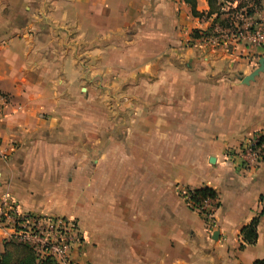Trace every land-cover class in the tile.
Returning a JSON list of instances; mask_svg holds the SVG:
<instances>
[{
  "label": "crops",
  "instance_id": "1",
  "mask_svg": "<svg viewBox=\"0 0 264 264\" xmlns=\"http://www.w3.org/2000/svg\"><path fill=\"white\" fill-rule=\"evenodd\" d=\"M215 18L182 0H0V202L75 220L77 264L264 259V216L240 249L264 146L256 166L237 157L264 135V71L242 83L264 48L219 38ZM203 187L218 194L216 240L184 196Z\"/></svg>",
  "mask_w": 264,
  "mask_h": 264
},
{
  "label": "built area",
  "instance_id": "2",
  "mask_svg": "<svg viewBox=\"0 0 264 264\" xmlns=\"http://www.w3.org/2000/svg\"><path fill=\"white\" fill-rule=\"evenodd\" d=\"M251 0H226L222 7L223 12H233L234 24L231 28L221 30L217 28L219 38L226 41L243 40L252 45L264 48V22H255L252 15L247 13V7L238 9L242 2ZM253 8L252 6H249ZM264 8V0H261ZM259 135L248 139L237 151L241 165L253 166L261 162L260 150L264 146L258 145ZM186 202L193 208L187 192L184 194ZM204 219L209 235L212 237L217 230V221L214 211L208 203L196 209ZM6 218L12 225L14 234L31 242L42 255L51 256L58 264H77L72 255L75 248H79L81 240L75 220L66 218H44L38 216L26 217L19 213L16 202L6 195L0 202V220Z\"/></svg>",
  "mask_w": 264,
  "mask_h": 264
},
{
  "label": "trees",
  "instance_id": "3",
  "mask_svg": "<svg viewBox=\"0 0 264 264\" xmlns=\"http://www.w3.org/2000/svg\"><path fill=\"white\" fill-rule=\"evenodd\" d=\"M191 7L192 15L196 18H211L215 15L216 21L219 20L218 25L223 29L231 28L234 24L233 12H223L222 7L226 0H207L210 11L207 15L199 13L197 11V0H182ZM253 4V8L249 7V4ZM247 7V13L253 15L255 10L261 9V0H251L250 2H242L238 5V9ZM223 15L224 18L220 19ZM216 23V22H215ZM205 35V34H204ZM207 35V34H206ZM194 38H199L201 35L199 32H194ZM258 145H264V135H259ZM187 194L190 196L191 201L197 209L204 203H208L212 207L213 211L219 207L218 194L215 190L209 187H203L195 190H187ZM262 203V211L254 217L249 224L241 229L240 235L243 241L240 249H244L245 246L256 244L258 240V225L260 219L264 216V196L260 197ZM202 215V213H200ZM33 215H26L31 217ZM203 217V216H202ZM207 223V220L204 219ZM0 264H58L51 256L42 255L38 252L36 246L31 242L23 239L17 234H13L10 238L3 241V250L0 252ZM252 264H264V259L255 260Z\"/></svg>",
  "mask_w": 264,
  "mask_h": 264
},
{
  "label": "water",
  "instance_id": "4",
  "mask_svg": "<svg viewBox=\"0 0 264 264\" xmlns=\"http://www.w3.org/2000/svg\"><path fill=\"white\" fill-rule=\"evenodd\" d=\"M264 71V58H261L259 60V68H257L255 71H253L250 75H248L247 77H245L243 79V84L244 85H249L251 81H253L261 72ZM214 159L211 160V163H214ZM220 235V232L217 230L213 236H212V239L216 240L218 239Z\"/></svg>",
  "mask_w": 264,
  "mask_h": 264
},
{
  "label": "rangeland",
  "instance_id": "5",
  "mask_svg": "<svg viewBox=\"0 0 264 264\" xmlns=\"http://www.w3.org/2000/svg\"><path fill=\"white\" fill-rule=\"evenodd\" d=\"M256 136V135H255ZM254 137V136H253ZM252 137V138H253ZM251 139V138H250ZM248 140V139H247ZM246 140V141H247ZM246 141H244V143L246 142ZM243 145V144H242ZM242 145H241V147H242ZM241 147L239 148V149H241ZM76 222V221H75ZM206 223V222H205ZM0 225H3L4 227H2L3 229L4 228H10V223H8V221L6 220V218H1V220H0ZM76 227H77V229H78V234H79V237H80V240H81V244H80V246H79V248H75L74 250H73V253H74V251L77 253V252H79V251H81V249L83 248V239H81V234H80V231H79V228H78V226H77V224H76ZM207 232H208V230H207ZM13 234H14V232H13ZM209 234V233H208ZM11 236H7V239L8 238H10ZM0 246H1V244H0ZM3 249V248H2ZM0 251H1V248H0Z\"/></svg>",
  "mask_w": 264,
  "mask_h": 264
}]
</instances>
